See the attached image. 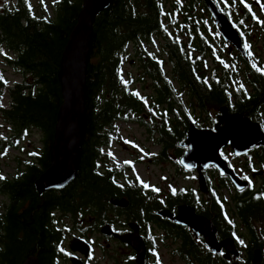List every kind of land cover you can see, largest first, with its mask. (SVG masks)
<instances>
[{
    "label": "trees",
    "instance_id": "trees-1",
    "mask_svg": "<svg viewBox=\"0 0 264 264\" xmlns=\"http://www.w3.org/2000/svg\"><path fill=\"white\" fill-rule=\"evenodd\" d=\"M82 3L83 0H60L53 19L38 16L31 0H4L0 4V63L23 80L8 87L0 72V100L6 95L10 105L1 113L11 130L0 137V150L18 149L33 130L42 136L43 145L41 151L19 162L24 167L20 175L0 181V195L7 201L0 205V264H24L30 256H36L41 264H57L67 237L75 233L85 236L84 228L92 226L88 220L104 219L112 199H132L131 193L122 191L123 186L115 180L131 170L130 163L113 165L105 152L116 141L119 124L145 128L151 139L158 137L157 145L166 141L172 148L181 125L185 138L188 118L201 122L190 115L185 96L190 107L201 112L227 106L231 112H241L249 118H254V113L264 117L263 76L256 75L246 82L216 77L211 81L202 66L189 61L185 49L175 40L181 30L179 18L184 16L183 26L190 29L201 26L193 21L197 17L191 13L206 11L202 0H114L94 25L87 77L88 128L80 173L64 191L39 194L35 183L50 168L57 115L63 104L58 79L62 56ZM164 33L169 40L163 53L155 45V36ZM132 56L140 69L138 82L150 83V95L142 94L135 87L134 76L124 72ZM166 159L161 156L162 161ZM221 184L233 187L226 179H221ZM209 202L213 211H223L225 200L217 192ZM136 207L132 204L130 209ZM230 212L255 243L258 232L253 224L264 221V188L249 200L234 197ZM67 218L71 222L64 226L73 227L71 231L61 226ZM230 224L235 239V223ZM256 243L255 248L264 254V244ZM200 252V261L206 264L211 256L201 249Z\"/></svg>",
    "mask_w": 264,
    "mask_h": 264
},
{
    "label": "flooded vegetation",
    "instance_id": "flooded-vegetation-1",
    "mask_svg": "<svg viewBox=\"0 0 264 264\" xmlns=\"http://www.w3.org/2000/svg\"><path fill=\"white\" fill-rule=\"evenodd\" d=\"M214 1L238 32L243 47L245 43L250 45V48L244 47L247 57L224 41L220 34V27L207 9L206 11L191 13L197 17L193 21L201 25L195 29H190L188 25L183 26L186 23L184 16L179 18L178 24L181 25L179 27L181 30L177 33L175 40L185 49L189 61L193 65L202 66L211 81L215 77L222 81L233 79L234 81L244 82L253 79L256 75L259 78L261 76L264 77V24L260 23V21H264V0H245V3H242L241 0ZM245 4L250 6L251 11ZM200 16L203 18L201 19ZM190 30H193V32ZM167 40H169L167 33L155 36L156 47H160L162 50L167 44ZM165 60L168 63L167 56ZM130 64H133V62ZM221 108H218V113L214 117L209 116L207 118V125L204 124L202 118H197L201 121L200 124L195 123L197 128L215 129ZM228 109L230 114L241 113L237 111L231 112L229 107ZM1 110L0 108V113ZM197 110L203 115L209 113V110L205 112H201L200 109ZM254 115V118H248L263 126L264 117L259 118L255 113ZM189 119L187 120L189 121ZM257 119L261 122H258ZM185 126L188 130V122H186ZM187 130L185 138L179 141V144L176 142L172 148L168 147L166 141L162 142L159 145L162 149L160 155L165 158L169 151L175 152L174 160L171 162L176 169L178 177L184 176L187 181L195 180V177H197L198 190L176 187L170 179L168 181L167 177L160 180L159 186L154 187L140 179L138 181V177L132 176V170L126 174L118 175L115 180L120 186H123L122 191L131 193L132 199L127 197L116 199L128 200L129 206L120 208L111 204L110 209L104 213V219L98 221L95 218L89 219L88 223L92 226L84 228L87 231L85 236L75 233V235L69 236L63 241V256L58 258L57 264H72V258L79 259L82 264H137V253L135 250L129 245L122 243L117 237L131 234L133 231L131 225L133 224L139 226V233L146 244L145 264H203L200 261L203 255L200 249L211 256V259L206 264H252L253 254L256 250H260L263 254L260 248H255V243L260 241V243L264 244V227L259 231V238L254 241L255 243L251 242L247 229L236 223L230 212V207L234 197L240 196L243 200H249L254 194L264 188V148H254L241 158L234 155L231 147L223 149L222 156L229 161L230 167L235 170L239 177L249 182V187L243 192L236 191L234 187H224L221 184V179L229 180V178L222 177L214 167H209L202 172L208 185V192L204 194L199 190V172L197 170L187 171L180 164L181 159L188 151L187 148L181 147V144L186 140ZM226 151L233 154L234 159H228ZM165 161L169 160L166 159ZM236 161L241 162L239 166L235 165ZM260 173H262V176L259 175ZM190 175L194 178L189 177ZM129 177L135 180H130ZM213 181L216 185H214ZM118 190L121 189L118 188ZM214 192L220 194L222 199L225 200L224 209L223 211L218 210L219 213L213 211L212 204L209 202ZM134 203L138 207L130 209L132 204L135 205ZM184 206L193 208L197 216L205 217L213 222L217 229V238L220 243L227 239H233L240 255L238 257L232 255L227 257L228 253L226 250L219 254H213L206 247L203 236H196L191 228L179 226L169 218L157 215L159 212H169L171 215L178 216L179 208ZM229 221L235 223V239L231 236L234 232H232L233 227ZM261 222L264 224V221ZM64 225L65 221H63L61 226L66 231L73 229V227ZM106 226L111 228L113 235L104 236L101 234V230ZM74 238H79L89 244L90 253L88 255L71 251L70 242ZM240 241H243V243ZM98 253L100 254L99 256H97Z\"/></svg>",
    "mask_w": 264,
    "mask_h": 264
},
{
    "label": "water",
    "instance_id": "water-1",
    "mask_svg": "<svg viewBox=\"0 0 264 264\" xmlns=\"http://www.w3.org/2000/svg\"><path fill=\"white\" fill-rule=\"evenodd\" d=\"M113 2L114 0H83L77 25L64 50L58 75L63 104L57 115L51 165L35 183V189L41 195L53 191H64L75 182L80 173L83 145L88 128L87 77L93 48L94 25L97 17L108 10ZM202 2L220 27V34L224 41L247 57L238 32L215 1L202 0ZM188 124L186 140L181 144V147L187 148L188 151L180 164L187 171L199 172V190L204 194L208 192L207 181L202 172L209 167H214L222 177L229 178L236 191H245L249 187V182L244 181L230 167L229 161L222 156V150L231 147L234 155L241 158L254 148H264L263 126L241 113L230 114L227 106L220 109L215 129H199L191 119ZM259 175L262 176V173ZM111 204L120 208L129 206L126 199H112ZM157 215L167 217L179 226L191 228L196 236H203L206 247L213 254L226 250L227 257L240 255L233 239L220 243L213 222L205 217L197 216L194 209L189 206L180 207L178 216L171 215L169 212H159ZM131 228L133 230L131 234L117 237L122 243L135 250L137 264H145L146 244L139 233V226L133 224ZM101 234L110 236L113 235V231L106 226L101 230ZM70 249L74 253L85 255L90 253L89 244L79 238L72 239ZM71 263L82 264L77 258H72ZM24 264L41 263L36 256H30ZM252 264H263V254L260 250L254 252Z\"/></svg>",
    "mask_w": 264,
    "mask_h": 264
},
{
    "label": "rangeland",
    "instance_id": "rangeland-1",
    "mask_svg": "<svg viewBox=\"0 0 264 264\" xmlns=\"http://www.w3.org/2000/svg\"><path fill=\"white\" fill-rule=\"evenodd\" d=\"M4 0H0V4ZM55 0H31L35 12L40 17H45L53 19L55 16V8L59 4ZM130 61L133 64H130ZM136 58L132 56L131 59L127 61L124 65V72L126 75H133L136 79L135 87L142 93L150 95L152 92L149 82L145 84L138 82L139 80V67L136 65ZM166 71L171 74L170 67H167ZM0 72L3 77L7 80V86L12 87L16 83H22V78L15 73L14 70L6 65L0 63ZM185 103L188 105L189 113L194 118H202L204 124H208V117H214L218 113V109L209 108V113L203 115L196 108L190 107V100L185 97ZM0 108H9V98L5 95L3 99L0 100ZM264 126V122H263ZM181 131L178 132L177 137L173 139V142L181 141L184 138L183 129L184 126L181 125ZM11 133L10 128L7 126L6 122L3 120L2 113H0V137L9 135ZM117 139L112 143V145L105 149L107 160L111 164L118 167H123L126 163H130L132 176L138 177L140 180L151 184L154 187L160 185V180L167 177L168 181H172L176 187L180 188H193L198 190L197 177L195 180H185L186 177H178L176 169L173 167L172 160H174V154L172 150L165 155V158L169 161L161 160V147L155 142L158 140L157 136L151 139V135L145 128H142L136 124H119L116 131ZM172 141V140H171ZM43 148L42 136L33 130L31 135L24 140V142L19 143L18 149H10L9 151L0 150V176L4 179L12 180L21 174L24 167L19 163L28 159V154L38 153ZM228 159H234L233 154L226 151ZM241 162L236 161L235 165L239 166ZM189 177L194 178L192 175ZM137 179V178H136ZM1 181V179H0ZM259 181V180H257ZM214 182V181H213ZM170 184V183H169ZM214 185L216 183L214 182ZM6 203L5 197L0 195V205ZM70 219H65V223H70ZM254 229L259 233L263 229V222L256 221L254 224ZM257 234V236H259ZM260 234V233H259ZM96 238V237H95ZM258 238V237H257ZM256 238V239H257ZM100 254L98 253L97 256Z\"/></svg>",
    "mask_w": 264,
    "mask_h": 264
},
{
    "label": "snow or ice",
    "instance_id": "snow-or-ice-1",
    "mask_svg": "<svg viewBox=\"0 0 264 264\" xmlns=\"http://www.w3.org/2000/svg\"><path fill=\"white\" fill-rule=\"evenodd\" d=\"M42 2H43V0H42ZM55 2H58V0H55ZM225 2H227V0H225ZM241 2H242V3H245V0H241ZM245 6H246V7H249V10L251 11L250 6H248L247 4H245ZM254 18H255V16H254ZM241 23H243V21H241ZM260 23L264 24V21H260ZM244 47H245V48H250V45L247 44V43H245ZM249 54H250V53H249ZM0 79H3V77L0 76ZM0 106H2V105H0ZM33 155H35V153H33ZM0 179H3V177L0 176ZM145 187H147V185H145ZM240 242L243 243V241H240Z\"/></svg>",
    "mask_w": 264,
    "mask_h": 264
}]
</instances>
